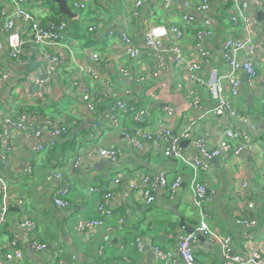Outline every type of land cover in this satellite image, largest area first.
Segmentation results:
<instances>
[{
	"label": "built area",
	"instance_id": "built-area-1",
	"mask_svg": "<svg viewBox=\"0 0 264 264\" xmlns=\"http://www.w3.org/2000/svg\"><path fill=\"white\" fill-rule=\"evenodd\" d=\"M126 1L129 2L132 16H137L138 9L145 0ZM255 1L264 7V0ZM7 2L8 10L0 15V60L5 56L11 65L0 62V91L4 83L15 75L13 68L18 69L19 74L17 73L18 76L11 85V95L5 94L11 105H5V108L0 110V162L6 166L11 156L9 131H19L35 143L29 154L31 163L26 164L25 168V175L31 177L36 166L33 161L41 152L53 149L58 140L66 135L68 122L62 115H42L49 138L45 142L41 141L42 132L34 122L38 113H29L25 111V107L46 103L43 88L48 87L49 90L57 68H61L75 52L71 48L72 39L68 34L69 21L66 16L51 12L48 21L43 24L32 9L33 6L44 4V0ZM155 2L159 9L168 15L172 16L176 12L178 21L151 22L143 32L142 42L126 27L110 30L108 35L116 41L108 47L115 62V70L121 79H128L129 83L139 86L151 87L143 93L144 97L147 101L156 99L157 103H163L165 123L156 127L137 125L136 122H140L146 113L144 106L136 102L134 97L107 102V88L111 80L101 71L106 65L100 67L99 50L102 47L99 45H87L89 62L76 61L75 70L68 83L72 85L74 95L80 98L89 112H100L93 125L97 128L95 136L99 135V128L101 131L109 128L119 129L124 143L135 152L144 151L145 143L153 140L156 151L163 157L174 159L177 165L180 164L188 170L187 176L178 168L172 176L166 171H161L143 175L135 181L127 180L125 183L135 201L151 207L159 193L172 196L181 184L186 182L198 220L192 225V233L179 231L175 234V250L184 264H197L200 251L197 235L203 236L206 241L218 247L224 262L222 264H264V148L257 139V122L253 116L240 112L236 105L241 97L243 79L248 85L255 86L260 81L261 72H264V69L258 67L260 63L264 64V47L259 45L257 40V20L251 12L248 0H221L217 6L214 0ZM71 8L85 10V0H72ZM197 13H202L203 17L196 18ZM150 18L153 20L151 16ZM224 21H227L229 29L240 32V38H226L222 42L219 49L220 66L207 72L213 40L223 31L221 27ZM263 22L261 23L264 30ZM87 23L83 24L85 35L98 41L95 35L100 30L98 25L94 21ZM107 54L109 56V53ZM28 80L38 87L34 94L27 89ZM171 90L185 98L188 107L185 112L176 110L168 100ZM188 111L197 112L198 115L193 117L194 119L190 118ZM128 117L133 126L126 131L122 126L123 120ZM177 118L180 122L173 127L171 123ZM203 118L229 121L226 127L220 130L216 144H212L202 134L193 132L194 124ZM183 140H187L196 149V154L184 152L180 144ZM121 151V145L111 143L102 146L93 142L82 156L88 159L99 156L114 164ZM243 151L257 157L262 176L256 188L258 198L250 195L252 189L250 190L247 178L237 180L229 189L228 206L231 208L234 225L242 228V242L245 247L244 251H234L231 247V237L220 234L207 223L209 188L200 175L209 170L212 159L221 157L227 161ZM82 156L78 157L76 164L82 161ZM51 177L62 175L50 171L48 180ZM10 181L9 175L0 171V256L9 264H19L26 256L18 247L17 239L4 241L1 235V227L8 220L11 202L14 200ZM120 183L119 178H114L111 190L103 195L104 198L98 207V212L103 218L109 214L108 207L113 189ZM63 194V190H58L53 195V202L60 209L68 207V202L62 198ZM22 202V199L17 201L19 205ZM249 212L254 215L249 216ZM22 221L21 226L28 230L31 251L45 252L46 244L38 240L33 221L26 217ZM103 223L101 219H78L75 226L79 229L94 230L101 229ZM118 230H123L122 219L119 220ZM135 246L142 250L144 240L137 237ZM152 251L155 258L165 262L175 255L174 252L162 251L156 246Z\"/></svg>",
	"mask_w": 264,
	"mask_h": 264
},
{
	"label": "crops",
	"instance_id": "crops-1",
	"mask_svg": "<svg viewBox=\"0 0 264 264\" xmlns=\"http://www.w3.org/2000/svg\"><path fill=\"white\" fill-rule=\"evenodd\" d=\"M64 2L72 16L63 13L59 5L52 0H44V4L33 6L32 9L43 24L50 18L51 12L66 16L65 18L69 21L68 33L72 39L71 48L75 52V55L67 59L61 68H57L52 76L49 90L48 87L43 88L46 103L38 107L40 113L35 116L34 122L42 132L41 141L44 142L49 138V131L42 115L44 117L52 114L62 115L67 119L68 132L58 140L53 149L44 151L38 156L37 161H33V164H36L34 173L31 177H27L25 168L26 164L31 163L29 154L35 143L19 131H9L12 152L5 166V172L11 178L10 188L14 200L11 202L7 223L1 228L2 238L4 241L17 239L18 247L24 251L26 256L19 264H184L175 250V234L183 231L179 226V221L183 218L187 225L194 226L198 220L197 211L190 201V192L186 182H183L172 196L159 193L151 207L135 201L125 183L127 180L135 181L143 175L156 174L161 171H166L172 176L178 168L183 171H180L183 175L187 176L188 170L180 164L177 165L174 159L163 157L156 151L157 147L153 140L145 143L144 151L135 152L124 143L119 129L109 128L101 131L99 128V135L95 136L97 128L93 125L100 112H89L80 98L74 95L72 85L68 83L75 70V62H89L87 45H99L102 47L99 50L100 67L106 65L101 71L111 80L107 88V102L134 97L137 99L136 102L144 106L146 113L140 122H136L137 125L156 127V125L165 123L163 103H157L156 99L147 101L144 97L143 93L149 91L151 87L125 83L117 74L115 62L108 47L116 39L110 38L108 31L126 27L142 42L143 32L151 22H177V14L176 12L172 16L166 14L159 9L155 0H145L138 9L137 16H132L129 2L126 0H85L86 9L83 11L71 8L72 0H64ZM220 2L221 0H214L216 6ZM248 2L257 20V40L259 45L264 47V30L261 23L264 20V7L259 6L255 0H248ZM7 10V0H0V15ZM218 15L220 17L219 13ZM91 21H94L100 29L95 34L98 41L85 35L83 24L91 23ZM226 23L227 21L223 22V27H221L223 31H220V34L213 40L207 72L219 68V49L222 42L226 38H240V32L229 29ZM64 58L66 59V56ZM0 62L7 66L11 65L5 56ZM258 67L264 69V64L260 63ZM97 69L99 70V67ZM13 70L15 75L10 81L4 83L0 91V110L4 109L5 105H11L5 94L10 93L11 85L19 74L18 69L13 68ZM260 77V81L255 86L248 85L243 79L241 97L236 105L240 112L253 116L257 122L259 129L257 139L264 148L263 71ZM27 83V89L31 94L38 91V87H35L32 81L28 80ZM168 100L178 111L185 112L188 109L185 98L173 90L169 93ZM187 113L190 118L198 115L193 111ZM131 121L130 117L123 120L124 130L131 129L133 126ZM178 121L180 122L178 118L173 120L171 125L175 127ZM228 123V120L198 119L194 124L193 132L202 134L212 144H216L220 130ZM93 142L102 146L111 143L121 145V155L112 166L98 167L100 160L104 158L93 156L88 159L82 156ZM182 147L187 154H196V149L192 145ZM79 156H82V161L76 164ZM215 159L210 162L209 170L200 175L201 180L206 182L209 188L207 191L209 197L207 223L220 234L231 237V247L234 251L238 249L244 251L242 228L234 225L227 200L229 189L237 180L247 178L250 190L261 182L262 175L257 157L243 151L227 161L221 157ZM50 171L61 174L62 177H51L48 180ZM114 178H119L121 183L113 189L114 193L108 207L109 214L103 218L98 212V207L104 198L103 195L111 190ZM58 190L64 191L62 198L68 202L66 209H60L53 202V195ZM21 199L23 202L19 205L17 201ZM248 215L251 216L254 213L249 212ZM25 217L33 221L38 240L46 244L45 252L31 251L28 243V230L21 226ZM78 219H101L104 223L101 229H79L75 226ZM120 219L123 221L122 231L118 230ZM137 237L144 240L142 250L135 246ZM155 246L162 251L174 252L175 255L168 262L158 260L152 251ZM27 248L33 253L32 256L27 255ZM199 249L197 264L224 263L218 247L210 242L199 240ZM0 264L9 263L0 256Z\"/></svg>",
	"mask_w": 264,
	"mask_h": 264
},
{
	"label": "water",
	"instance_id": "water-1",
	"mask_svg": "<svg viewBox=\"0 0 264 264\" xmlns=\"http://www.w3.org/2000/svg\"><path fill=\"white\" fill-rule=\"evenodd\" d=\"M52 1L56 2V3L59 5V8H60V10H61L63 13H65L66 15H69V16L71 15V16H72V13H71V11L67 8V6H66L64 0H52ZM195 16H196V18L201 19V18L203 17V14H202V13H197V14H195ZM259 18H260V17H259ZM123 81H124L125 83H129V80H128V79H123ZM180 144H181V146H185V145H188L189 142H188L187 140H184V141H182ZM214 160H216V159L214 158V159H212L211 161H214ZM103 165H109V166H112L113 163H111L110 161L105 160V159H104V160H100V162H99V164H98V167H102ZM0 171H2V172L5 171V165H4V163H2V162H0ZM179 226H180V227L182 228V230L185 231L186 233H192V232H193V227L190 226V225H187V224L185 223V221L183 220V218H180ZM196 237H197L199 240H201V241H206L205 238H204L203 236H201V235H197ZM26 252H27V255H29V256H32V254H33V253H31V251L29 250V248H27Z\"/></svg>",
	"mask_w": 264,
	"mask_h": 264
},
{
	"label": "trees",
	"instance_id": "trees-1",
	"mask_svg": "<svg viewBox=\"0 0 264 264\" xmlns=\"http://www.w3.org/2000/svg\"><path fill=\"white\" fill-rule=\"evenodd\" d=\"M69 34V33H68ZM40 105H30V106H26L25 107V111L29 112V113H33V112H37V113H40V109L38 108ZM256 188L255 187L254 189L251 190V193L250 195L253 197V198H258L257 197V194H256Z\"/></svg>",
	"mask_w": 264,
	"mask_h": 264
},
{
	"label": "rangeland",
	"instance_id": "rangeland-1",
	"mask_svg": "<svg viewBox=\"0 0 264 264\" xmlns=\"http://www.w3.org/2000/svg\"><path fill=\"white\" fill-rule=\"evenodd\" d=\"M41 153H43V152H41ZM41 153H40V154H41ZM40 154H39V155H40ZM39 155H38V156H39ZM38 156H37V158H38ZM36 161H37V159H36ZM6 223H7V222H6ZM6 223H5V224H6ZM5 224H4V225H5ZM2 227H3V226H2ZM2 227H1V228H2Z\"/></svg>",
	"mask_w": 264,
	"mask_h": 264
}]
</instances>
